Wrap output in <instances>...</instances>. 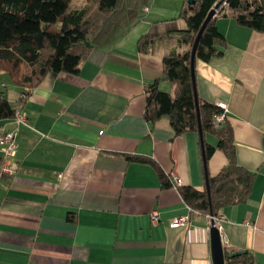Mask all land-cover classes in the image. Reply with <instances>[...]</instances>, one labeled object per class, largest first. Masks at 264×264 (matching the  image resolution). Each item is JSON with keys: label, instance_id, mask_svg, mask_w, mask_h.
I'll return each mask as SVG.
<instances>
[{"label": "crops", "instance_id": "0c3cea01", "mask_svg": "<svg viewBox=\"0 0 264 264\" xmlns=\"http://www.w3.org/2000/svg\"><path fill=\"white\" fill-rule=\"evenodd\" d=\"M155 2L112 44L93 48L77 73L49 72L30 87L21 106L28 123L16 135L18 169L0 176V264H212L206 214L191 213L186 227L168 226L188 214L172 179L205 188L198 132L176 134L167 117L144 116L147 88L172 93L174 86L161 56L137 51V39L156 21L185 27L177 19L183 4L162 16ZM214 21L224 44L207 62L195 60L196 94L225 107L235 160L254 173L248 197L219 210L222 245L264 264V32L223 15ZM0 79V95L15 105L20 87L3 73ZM13 127L12 117H0V133ZM204 139L216 145L213 135ZM128 155L153 161L168 186L152 165ZM226 161L215 149L207 174Z\"/></svg>", "mask_w": 264, "mask_h": 264}, {"label": "trees", "instance_id": "16d2710c", "mask_svg": "<svg viewBox=\"0 0 264 264\" xmlns=\"http://www.w3.org/2000/svg\"><path fill=\"white\" fill-rule=\"evenodd\" d=\"M219 1L225 3L204 27L195 60L207 62L220 54L218 46L224 44V38L215 26L218 15L264 32V0H199L192 4L183 0L177 18L184 21L183 29L175 26L176 19L156 21L136 42L137 51L161 56L164 78L174 86L172 93L160 91L155 84L147 88L145 119L153 122L167 117L176 134L198 132V107L205 188L181 186L178 191L196 213L213 215L227 205L244 201L254 178L253 172L242 168L235 160L230 124L226 120L217 126L213 124L214 115L222 110L213 103L199 100L191 79L193 41L209 10ZM143 5H147V0H84L72 6L71 0H0V74L3 73L11 85L20 87L21 93L25 88L37 86L49 72L75 74L79 63L93 48L112 44L139 19ZM24 100L19 98L12 105L5 95H0V117L13 118ZM206 134L216 138L215 146L205 142ZM215 149L220 150L227 161L218 174L210 176L206 164ZM126 158L152 165L161 185L168 186L167 177L153 161L130 155ZM224 253L225 264H251L245 251L236 256L225 249Z\"/></svg>", "mask_w": 264, "mask_h": 264}, {"label": "built area", "instance_id": "2783aa9c", "mask_svg": "<svg viewBox=\"0 0 264 264\" xmlns=\"http://www.w3.org/2000/svg\"><path fill=\"white\" fill-rule=\"evenodd\" d=\"M224 1L222 5H224ZM143 11H147V7L142 8ZM216 15L218 13V9L215 11ZM4 84L2 83L1 86ZM30 92V88H25L23 93H20L19 98H25L28 96ZM222 111L217 113L213 117V124L217 126L218 124L222 123L227 115L226 109L222 104H216ZM13 122L14 127L12 129L3 131L0 133V157H1V164H0V176L1 175H14L18 169V162L15 158L16 156V135L20 127L27 126L28 120L25 112L22 110L21 106H19L13 115ZM182 181L179 178H173L171 181V186L174 188H179L182 186ZM191 213H196L192 208L188 206V214L183 216H177L171 218L168 221L169 227H186L189 224V215ZM208 228L214 227L220 232L222 242H226L222 237V222L225 219L224 215L221 214L219 211L216 214H209L206 215ZM149 219L151 224H157L160 221L159 212L156 209H152L149 212Z\"/></svg>", "mask_w": 264, "mask_h": 264}, {"label": "water", "instance_id": "95a60500", "mask_svg": "<svg viewBox=\"0 0 264 264\" xmlns=\"http://www.w3.org/2000/svg\"><path fill=\"white\" fill-rule=\"evenodd\" d=\"M199 0H187L188 4H192L195 2H198ZM223 3V1H219L217 2L208 12L205 20L203 21L200 29L198 30L196 37L193 41L191 50H190V66H191V79H192V83L195 86V76H194V62H195V51H196V47L198 44V41L200 39V36L204 30V27L206 26V24L208 23V21L210 19H212L213 17L216 16V9H218L219 6H221ZM195 104L197 105V97L195 96ZM196 111H197V120H198V135H199V141L201 143V145H203V135H202V131H201V127H200V121H199V111H198V107L196 106ZM209 235H210V250H211V260H212V264H225V253H224V247L222 245V241H221V236H220V232L214 228V227H210L209 229ZM241 251H237L234 252L232 255L236 256V255H240Z\"/></svg>", "mask_w": 264, "mask_h": 264}, {"label": "rangeland", "instance_id": "374dc122", "mask_svg": "<svg viewBox=\"0 0 264 264\" xmlns=\"http://www.w3.org/2000/svg\"><path fill=\"white\" fill-rule=\"evenodd\" d=\"M151 2H153V0H147V5H149ZM82 3H84V0H71V6L74 4L80 5ZM177 4H178V6L182 5L183 0H156V2L153 4V7L156 9V12H158L162 16H165V15L171 14L173 12V10H172L173 7ZM179 9L180 8H178V10ZM180 24L185 26L184 21H181ZM132 28L133 27H131V29ZM134 28H141V27H140V25L137 24L136 27H134ZM126 36L130 41H133V39H135V35L132 33H130L129 35H126ZM215 140H216V138H215ZM216 142H217V140H216Z\"/></svg>", "mask_w": 264, "mask_h": 264}]
</instances>
